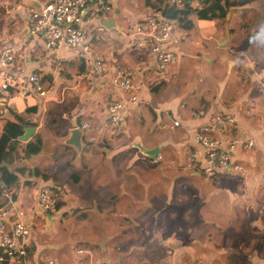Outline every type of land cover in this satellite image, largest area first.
I'll return each mask as SVG.
<instances>
[{
	"label": "crops",
	"instance_id": "obj_1",
	"mask_svg": "<svg viewBox=\"0 0 264 264\" xmlns=\"http://www.w3.org/2000/svg\"><path fill=\"white\" fill-rule=\"evenodd\" d=\"M50 1L0 0V51L16 50L14 61L0 71V82L13 87L11 98L0 95V120L28 122L34 128L28 141L38 136L42 147L51 140L64 148L57 169L41 153L5 164L18 179L12 186L16 199L27 209L28 264L44 259L59 263L44 250L59 251L63 232H73L67 223L77 214L86 227L83 247L90 251L85 257L65 253L61 258L66 264H186L194 259L264 264V91L258 88L264 79V0L232 7L223 19L202 21L192 15L189 30L176 24L173 43L213 66L203 72L206 78L224 79L221 88L213 83L198 93L187 91L173 68L161 76L150 49L137 46L140 38L133 35V26L162 13L156 0H103L110 8L104 14H97V0H90L81 29L92 58L78 48L47 49L40 38L29 35L28 18ZM103 20L110 21L108 27ZM94 59L103 61L108 73L94 75L88 84ZM116 68L132 72L137 101H125L120 127L111 132L104 127L105 102L124 100L110 84ZM187 72L191 75V68ZM34 73L43 76L44 97L17 92ZM190 110H203L205 117L191 118ZM217 113L238 116L228 137L254 142L248 151L231 156L242 167L241 175L208 178L188 167L189 153L200 161L203 156L194 131ZM84 123H90L83 131L85 148V138L94 137L96 151L84 154V149L77 160L62 141ZM135 144L156 150L155 158L142 155ZM95 155L99 161L86 170ZM35 168L46 173L44 180L56 174L58 184L22 177V171ZM73 173L77 183L70 179ZM67 179L72 183L58 186ZM43 184L55 187L73 205L62 202L55 215L40 214L36 191Z\"/></svg>",
	"mask_w": 264,
	"mask_h": 264
},
{
	"label": "built area",
	"instance_id": "obj_2",
	"mask_svg": "<svg viewBox=\"0 0 264 264\" xmlns=\"http://www.w3.org/2000/svg\"><path fill=\"white\" fill-rule=\"evenodd\" d=\"M90 0H51L40 10L32 12L28 18V32L30 36L40 38L47 49L59 50L61 48H78L86 58H92L90 44L84 41L81 25L85 10ZM158 12L164 8H183L186 4L193 10L199 11L206 6V0H156ZM97 14H104L110 8L103 0H97ZM175 24L166 20L161 13L148 18L144 23L133 26L134 36L140 38L137 42L139 48L148 47L153 55L156 68L161 76H167L171 66L177 61L176 51L172 48V34ZM16 50L5 48L0 51V71L9 67L15 59ZM92 74L86 75V82L93 83L94 75L103 77L108 73L106 64L94 59ZM133 74L130 70L116 68L110 78V84L119 90L124 100L106 101L105 113L107 122L104 127L111 132L116 131L122 122V110L125 101L136 102L137 97L133 92ZM103 86V85H102ZM258 88L264 91V79ZM17 92L29 93L40 97L46 96L43 76L34 73L29 76L25 84L19 85ZM0 95L11 98L8 84L0 82ZM183 109L184 107L181 106ZM191 118H204L203 110H190ZM238 116L234 113H217L212 119L194 131L193 141L203 148L202 161L196 153H189L188 167L199 169L208 177L215 178L220 173L241 175L242 167L235 163L231 156L236 151L246 152L254 146L251 140L231 139L228 137L230 130L238 126ZM179 122L174 121L173 127H178ZM82 131L90 129V123H84ZM94 137H86L85 142L92 144ZM0 198L4 204L0 205V264H28L27 248L30 237V224L27 209L21 201L16 199L12 186L0 180ZM64 202L71 207L73 202L60 196L55 187L43 184L36 191L38 212L42 215H55L59 205ZM85 252V253H84ZM78 253V254H77ZM77 255L88 254L84 249L78 250ZM39 264H56L53 260L44 259ZM81 264H92L85 262ZM186 264H208L205 259H194Z\"/></svg>",
	"mask_w": 264,
	"mask_h": 264
},
{
	"label": "trees",
	"instance_id": "obj_3",
	"mask_svg": "<svg viewBox=\"0 0 264 264\" xmlns=\"http://www.w3.org/2000/svg\"><path fill=\"white\" fill-rule=\"evenodd\" d=\"M252 1L254 0H206V6L199 11H193L188 4H186L183 8H164L161 11V14L166 20L173 22L175 25L177 24L178 27L189 30L192 28V22L189 19L192 15H195L202 21L223 19L230 8ZM8 92L11 94L13 92V87L9 84ZM29 125L32 124L21 120H18L17 122H11L10 120L4 118H1L0 120V139L5 136L7 142L4 151L0 156V180L4 181L8 186H12V183L13 185H18V179L12 174L7 173L8 170L2 165V162L12 165L19 160L36 156L41 151L42 144L41 139L38 136L27 142L19 140V138L24 134V129ZM88 145L90 144H86V146ZM99 159V155L92 156L89 160V164L84 166V168L88 171L91 170ZM21 173L22 177L30 176L40 178L42 180L46 179V173L39 171L36 168L33 170H24ZM70 179L73 183H77L79 181V177L75 173L70 176ZM4 203V200L0 198V205H3Z\"/></svg>",
	"mask_w": 264,
	"mask_h": 264
},
{
	"label": "rangeland",
	"instance_id": "obj_4",
	"mask_svg": "<svg viewBox=\"0 0 264 264\" xmlns=\"http://www.w3.org/2000/svg\"><path fill=\"white\" fill-rule=\"evenodd\" d=\"M172 48L176 51V54H177V61H176L174 66H171V68L176 70V73H175L174 77L179 82L185 83L184 88L187 91H190L192 93H198V92L202 91L203 87L208 88L213 83L216 84L215 86L217 88H221L219 83L224 82V79H222V78L219 79V78H216V77L206 78L205 75L203 74L204 71H207V70L208 71H212L213 70V66L210 65V63L207 62V60H205L199 54L197 55V54H194L193 52H191V53H189L187 55L184 54V49L181 47L180 44L174 43L172 45ZM188 68H191V70H192L191 75H188V72H187ZM168 74L170 75V70L168 71ZM185 74L189 76V80L188 81H184V80L182 81L183 76ZM234 79H236V78H234ZM234 81L236 83V80H234ZM238 84H240V80H238ZM216 87H213V91L214 92L216 91ZM202 94L206 95V90H204ZM6 143H7L6 142V137L3 136L0 139V156L2 155V152L4 151ZM43 147H42L43 150H41V152H40L41 155H44L47 158L51 159L52 162L56 164L55 168L56 169L59 168L60 165H61L60 150H64V148L57 146L56 143H53L51 140L45 141ZM91 150H93L92 152L96 151V146H94V144H91L88 147H86L84 154H87V152H91ZM32 157H34V156H32ZM84 160H85V157H84ZM5 164H6V162H2V165L5 166L7 168V170H8L7 173L12 174L13 176H15L13 173L9 172L10 169ZM41 169L43 170V169H45V167L43 166ZM58 170H61V168L58 169ZM235 175H238V174H235ZM48 177L49 178H47V180H44V181H48L49 180V182H51L49 184H51V185L58 184L57 180L59 179V177L56 176V174L49 175ZM70 183H72V182L69 181V179H67V180H63L61 183H59L58 186H61V185L68 186V184H70ZM12 186H13V183H12ZM72 187L75 188V185L73 184ZM77 216H79V215L77 214ZM77 216H76L75 219H73L72 221H69L67 223V226H69L70 228H73V232L68 233L69 231H67V230L65 232H63V230H61V232H63L64 234L62 235L63 236L62 239H61L62 243H60L59 251H52L50 249H45L44 250L45 251L44 255H46L48 257H51V258H54L55 260H58V262L60 264H63V263L66 264L64 259L61 258V257H63V255L65 253H67L68 255L71 256L72 254L75 255V253H77V251L81 250V249H84L87 252L90 251V250H88L87 247H83L84 246L83 245V241H84L83 237H85V228L86 227H85V223H83L81 221V219L79 217H77ZM65 234H66V236H65ZM80 256L81 257H85L86 254H83V255H80ZM87 259L88 258H86V260Z\"/></svg>",
	"mask_w": 264,
	"mask_h": 264
},
{
	"label": "water",
	"instance_id": "obj_5",
	"mask_svg": "<svg viewBox=\"0 0 264 264\" xmlns=\"http://www.w3.org/2000/svg\"><path fill=\"white\" fill-rule=\"evenodd\" d=\"M94 2L95 0H91ZM110 21L103 20L102 23L105 27H108ZM34 128L27 127L24 129V134L19 138L22 142H27L33 135ZM84 132L80 128H74L69 132L66 139L62 141V145L72 148L76 153V159L79 160L83 150L85 149V143L83 140ZM135 148L145 157L154 159L156 156V150H145L139 144H135Z\"/></svg>",
	"mask_w": 264,
	"mask_h": 264
}]
</instances>
